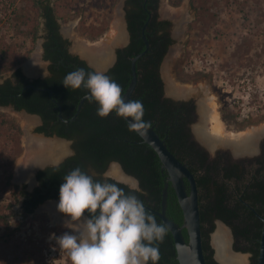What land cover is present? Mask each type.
Instances as JSON below:
<instances>
[{
	"label": "trees",
	"instance_id": "trees-1",
	"mask_svg": "<svg viewBox=\"0 0 264 264\" xmlns=\"http://www.w3.org/2000/svg\"><path fill=\"white\" fill-rule=\"evenodd\" d=\"M160 0H127L125 11L128 30L131 33V43L124 49L118 50V58L106 75L122 86L123 95L126 93L132 80V58L146 49L143 39V27L148 22L144 34L149 41L148 51L137 61V87L130 100H140L145 109L144 120L151 123V127L158 133L169 150L182 162L187 156H192L196 162L188 166L195 175L199 195L201 214V230L203 250L207 264H219L214 258V250L210 243V235L216 228V221L224 222L232 231L236 243L235 250L250 254V264H257L264 218V181L256 179L250 186L242 184L236 187L237 194L224 183L217 180L211 194L203 203V190L209 188L211 178L203 175V152L189 145L190 134L185 131L188 116H185L183 105L163 98V82L160 76V65L168 47L174 43L170 37L169 21H157L158 4ZM183 0H169L172 6L178 7ZM32 8L37 11V23L33 25L30 35L36 42L41 35V19H45L46 42L44 44L46 60L51 61V77L30 83L22 74L20 68L13 70L11 77L0 82V107L13 106L17 111L25 110L29 114L39 115L43 125L37 132L48 136L57 135L73 141L74 155L66 158L58 166H49L37 173L39 186L32 191H27L11 183L13 174L9 172L6 177L8 187H13V196L22 197V208L26 214H33L35 210L47 200L60 199V186L63 177L76 167L91 175L100 182L117 183L113 178L104 177V172L112 162H118L129 175L139 182V192L135 194L146 206L161 211L163 191L167 187L166 215L171 220L182 226L184 214L168 171L155 152L135 132L129 131L125 119L117 117L115 113L107 118L97 115L99 105L88 99L85 101L79 115L71 120L77 112L80 100L86 96L84 88L73 90L63 85L65 76L78 68L94 71L78 56L68 52L67 40L58 32L56 19L59 18L51 0H33ZM23 18V16H19ZM23 25L28 20L22 19ZM7 51V50H6ZM0 51V78L13 65L20 64L30 58V51L21 58H15L9 64L7 52ZM13 78L16 80L13 81ZM62 114V118L59 114ZM187 113V112H186ZM2 115V114H0ZM3 121H6L3 120ZM18 132L21 128L14 121H8ZM235 169L226 173L227 178L233 174L242 178L244 169L234 166ZM209 173V172H208ZM187 190L189 183L185 180ZM119 186L129 191L126 184ZM243 189L245 192L243 193ZM254 189V190H253ZM148 211V210H147ZM157 223L163 221L154 213ZM6 216L0 215L7 225ZM55 232H64L61 228ZM186 242L189 236L183 229ZM3 237L0 236V242ZM161 259L159 264H179L174 238L170 232L164 242L159 244ZM151 264V262H149Z\"/></svg>",
	"mask_w": 264,
	"mask_h": 264
},
{
	"label": "rangeland",
	"instance_id": "rangeland-1",
	"mask_svg": "<svg viewBox=\"0 0 264 264\" xmlns=\"http://www.w3.org/2000/svg\"><path fill=\"white\" fill-rule=\"evenodd\" d=\"M32 2L33 0H0V51L7 50L9 64L29 51L30 58H33L39 49V42L42 41L39 38L33 42L30 35L38 17L37 11L32 8ZM161 2L159 13L164 19H169L164 17L168 9L182 7L185 13L177 22V26L181 23L180 27L182 26L184 31L174 34L177 44L173 46L163 63L162 74L166 82V96L170 97L169 87L173 83L171 79H174L171 64L174 59L181 57L184 74L198 76L194 81L197 86L203 83V71L208 67L212 71L215 84L221 85V89L224 88V93L228 95L224 104L230 111L225 114L230 126L226 128L227 131L242 133L252 129H262L264 127V0H183L181 7L172 6L169 0ZM51 3L57 11L63 29L70 30L65 34L71 39L72 53L80 54L79 43L99 44L106 41L117 19L123 24L126 38L123 0H51ZM179 15L178 13L175 17ZM22 19L28 20L27 24L23 25ZM170 19L174 20L171 17ZM184 20L188 22L182 23ZM121 44L115 45L114 48H118ZM28 60L13 65L12 69L3 74L0 82L11 77L16 68L25 66L28 69L27 64L25 65ZM0 61L2 62L1 54ZM40 63L46 71L47 64L41 59ZM185 85L187 84L174 86L185 89L187 88ZM211 95L209 98L207 96V99L195 95L199 119L192 126L194 140L207 148L210 155L215 158L221 151L227 152L229 147H209L196 130L203 122L202 104L210 98H213L216 111L222 120L214 97L216 93ZM0 114H2L0 115V215L6 216L12 212L7 218V225L0 218V236L3 237L0 242V264H71L67 252L62 251L56 240L52 238L53 234L58 237L65 232H72L65 226L64 221L68 218L63 213L60 212L58 221H55L49 211L51 203L59 204V202H46L33 214H26L22 209V197L18 195L15 199L13 187H8L6 182L7 174L12 172L13 185L21 188L22 185L27 184L28 190L35 185L33 175L30 177L31 182H28L29 179L22 182L17 179V173L20 174V167L26 165L25 140L29 136L36 135L35 130H32L38 120L12 107H0ZM25 118L31 120L28 126L24 124ZM5 119L6 121H3ZM8 121L18 124L21 132L19 133ZM223 123L225 124L224 121ZM230 151L236 158H253L256 154L243 153L241 156H236L232 149ZM112 166L113 164L107 169L108 175ZM219 227L216 223V228L210 235L211 245ZM57 228H61L64 232H55ZM224 228L230 238L231 253L243 254L240 256L246 260L245 264H249L250 254L236 251L234 248L236 240L231 229L225 226ZM212 248L215 250V247Z\"/></svg>",
	"mask_w": 264,
	"mask_h": 264
},
{
	"label": "clouds",
	"instance_id": "clouds-1",
	"mask_svg": "<svg viewBox=\"0 0 264 264\" xmlns=\"http://www.w3.org/2000/svg\"><path fill=\"white\" fill-rule=\"evenodd\" d=\"M66 88L87 90V99L96 102L97 115L107 118L115 113L128 121L129 131L147 137L151 123L144 120L145 109L140 100L123 95L122 86L101 71L78 68L69 72ZM107 176L108 173L106 172ZM58 210L70 219L65 226L72 232L55 236L71 264H159V244L168 234V226L157 223L142 200L138 183L126 185L100 182L80 167L63 177Z\"/></svg>",
	"mask_w": 264,
	"mask_h": 264
},
{
	"label": "water",
	"instance_id": "water-1",
	"mask_svg": "<svg viewBox=\"0 0 264 264\" xmlns=\"http://www.w3.org/2000/svg\"><path fill=\"white\" fill-rule=\"evenodd\" d=\"M125 1L126 0H123V3H125ZM166 20L171 21L175 28L177 27V22H175L174 20H171L170 18L169 19L166 18ZM182 23L186 24L187 20L182 21ZM146 25L144 26V30H145ZM62 33H63V31H62ZM63 34L65 37H68L65 33H63ZM143 39H144L145 44H146V49L143 52L139 53L138 55H136L135 57L132 58V63H131L132 80H131L129 88L127 89L126 93L124 94V96L126 97V100L131 98L133 92L135 91V89L137 87L138 77H137L136 63L148 51V48H149V41L147 40L145 34L143 35ZM125 46H126V43H122L121 46L118 47V49L123 48ZM38 47H39V49L36 52V54L42 60V53H43L42 52L43 51L42 41L39 42ZM172 48L170 49L169 53L171 52ZM116 49L113 47V49H112V55H113L112 60L108 65H106L102 69L96 68L88 59L83 57L81 54H75L72 52L71 53L74 55H77L81 60L85 61L87 63V65L90 68H92L94 71H101V72L107 73L108 70L116 62V53H115ZM168 56L169 55L166 56V58L164 59V62L168 58ZM32 59L33 58L31 57L25 63V65L28 64V62L31 61ZM43 62L47 64V62H45V61H43ZM20 68H21L23 74L30 80H34V79H37L39 77L43 78L46 74H48L47 71L44 70V72L42 74H39L37 76H30L26 72L25 66H21ZM162 68H163V65H162ZM87 95L84 96L80 100L77 112L75 113L74 117L69 121L75 120L76 117L79 115L85 101L87 100V98H86ZM168 95L174 99L178 98L175 95L170 94V92ZM23 112L26 113V111H23ZM27 114L38 120V123L33 127L32 131H34L37 126L41 125V117L39 115H36V114H29V113H27ZM59 117L62 118L61 113L59 114ZM126 122L128 123V121H126ZM35 134L37 136L42 137V138H54L57 140L64 141L65 143L68 144V153L66 155H64L59 160L46 162V163H43V164L36 166L35 169L32 171V175H33L34 180H36V174L40 170H43L49 166H58L66 158L74 155V153H75L74 150L72 148H70V145L72 144V142L70 140L61 138V137L56 136V135L47 136L43 133H38V132L37 133L35 132ZM263 137H264V133H262L259 136L258 142ZM142 139L144 140V142L146 144H148L149 146H151L155 150V152L158 154V156H159V158L163 164V167L168 171L169 180L172 183L173 188L175 189V192H176V195L178 198V202H179L181 209L183 211V214H184V223L182 226H179L174 221H171L166 215L167 196H168L167 187L163 191L161 211L155 210V209L145 205L146 209L148 211H150L151 213H154L156 216H158L163 221V223L168 226V229L170 230V232L174 238L175 247H176V251H177V260L179 261V264H207L206 259H205L204 250H203V239H202V230H201L202 224H201V214H200V207H199V191H198L197 181H196L195 175L191 172V170L187 167L186 164H184L182 161H180L175 156V154L169 150V148L167 147L165 142L161 139V137L154 130V128L150 127L148 129V132H147V137L142 138ZM235 155L241 156L242 154L235 153ZM112 164L117 165L120 168L121 172L126 177H128L134 181V184H130V183L118 180L111 175H107V176L105 175L106 177H111V178L115 179L116 181L124 183L126 185H135L138 183V186H139L138 180L135 177H133L132 175H129L128 173H126L120 163L112 162L110 165H112ZM13 180H15V177ZM185 180H187L189 183V187H190L189 191L187 190ZM53 201L59 202V200H47L43 204H45L46 202H53ZM43 204H41V205H43ZM262 220H263V229H262V236H261V241H260V248H259V255H258L257 264H264V218H262ZM216 223L218 224V226H222V227L225 226L228 228V226L220 220H217ZM183 229L187 230V233L189 236V242L188 243L186 242L185 237L183 235ZM212 246L215 247L214 242L212 243ZM214 252H215L214 253L215 260L219 264H222L218 258L216 248H215ZM239 255H243V254H239Z\"/></svg>",
	"mask_w": 264,
	"mask_h": 264
},
{
	"label": "bare ground",
	"instance_id": "bare-ground-1",
	"mask_svg": "<svg viewBox=\"0 0 264 264\" xmlns=\"http://www.w3.org/2000/svg\"><path fill=\"white\" fill-rule=\"evenodd\" d=\"M178 13L180 15L175 17ZM184 14L183 8L181 7L174 10L168 9L165 16L174 18V21L178 22L182 17H184ZM122 25L123 24L120 22V19H117L113 24V29L111 31L112 33L107 36L106 41L99 44H89L87 42L79 43L78 51L96 68H104L112 60L113 47L123 43L122 41L125 36L124 27ZM177 27H180V24ZM27 66L29 68H26V72L30 76H37L44 72V66L41 65L37 54L33 56V59L29 61ZM169 90L170 94L180 97L187 96L190 93L189 88L181 89L175 87L173 83L169 87ZM201 112L203 115V122L197 127V132L201 139L207 142V144L211 147H215L216 145H227L233 147L234 150L238 152H248L251 151L254 144L258 142L259 136L264 133V127L262 129H252L242 133L227 131L226 126L216 111V104L213 98L208 99L205 103L203 102ZM24 120L25 126H28V123L31 122V120L26 118ZM208 124L211 125L210 128L208 127ZM25 144L27 162L24 167L19 164V166H21V171L20 174L17 173V179L22 180V182L28 179V182H31L30 177L36 166L46 162L59 160L68 153L67 143L54 138H42L36 135L29 136L25 140ZM109 174L118 180L134 184V181L126 177L117 165H113L110 168ZM49 211L52 213V217L55 219V221H58L60 216L58 204L51 203ZM213 242L217 250L218 258L222 264H245L246 260L244 257L231 253L229 247L230 238L228 236L227 230L224 227H219L217 233L214 236Z\"/></svg>",
	"mask_w": 264,
	"mask_h": 264
},
{
	"label": "flooded vegetation",
	"instance_id": "flooded-vegetation-1",
	"mask_svg": "<svg viewBox=\"0 0 264 264\" xmlns=\"http://www.w3.org/2000/svg\"><path fill=\"white\" fill-rule=\"evenodd\" d=\"M161 1H163V0H160L159 4H158L157 21H160V22L161 21H168V20H166V19H164L162 17V14L159 13L160 3H162ZM126 2H127V0L125 1L124 6H123V11H124V15L123 16H124V20H125L126 38L124 37V39L122 41L123 43H126V46L123 47V48H120V49H118V48L116 49V52H115L116 53V61H117V58H118V50H122V49L126 48L131 43V33L128 30V24H127V19H126V11H125ZM163 16H164V14H163ZM164 17H166V16H164ZM56 21H57V24H58V32L62 36V38L64 40L68 41L69 45L67 46V50H68L69 53H71V50H70L71 46H72L71 39L68 38L69 36L65 37L64 34H63L65 32H70V30L67 29V31H65L66 29L65 30L63 29V24H62L60 18H57ZM45 22H46L45 19H41L40 28H42V29H41V34H40L41 37L40 38L42 40V49H43V51H42L43 52L42 53V61L47 62L46 71H47L48 74H46L43 78L39 77L37 79L30 80L22 72V74L26 77V79L30 83H33V82H35L37 80H45L46 78L51 77L50 66H51L52 62L49 61V60H46L44 58L45 53H46L45 52L46 48L44 46V44L46 42V37H44L46 35V32L43 31L46 28ZM169 22L171 23L170 28H169L170 37L174 41V43L171 44L168 47L167 52H166V54H165V56H164V58L162 60L161 65H160V70L159 71H160V76H161V79H162V82H163V92H164L163 98L171 99L172 101L178 103L179 105H183L184 106V109L186 110L185 111V116H188L187 123L185 124V131L190 134V138H189L188 144L189 145H194L197 150L203 152V175H207L208 174L209 177L211 178V182L209 184V188H207V189L204 188V190H203V203L209 197V195L211 194V190H212V188H214V182L216 180L218 182H220V183H224L227 187H231L232 191H235L236 193H237V190H236L237 185L240 186V187L242 186V184H245L246 186H250L252 183L255 182V178L259 179V180L262 179L264 181V138L259 142L258 148H257V143L258 142H256L254 144V146H253V149L251 151H248V152H238V151L234 150L233 147L227 146V145H216L215 147H211L210 145L207 144V142H205L203 140V142L206 143L211 148H217V146L218 147L219 146L229 147L227 152H222L221 151L217 155V157H215V158H213L210 155V152H208L207 148L202 147L199 143H197L194 140L193 126L192 125L199 119V114H198V111H197V105L195 104V99H196L197 96H204L205 99H207V96L210 97V96H212L211 94L216 93V95L214 97H215V101L217 103V110L220 113L222 120L225 122L226 125L225 124L224 125L226 126V128L228 129L230 127L229 123L227 122V117H225L226 116L225 114L226 113H230V111L227 109V106H225V104H224L225 100L228 98V95H226L224 93V88L221 89V85L217 86V84H215L214 79H213V74H211L212 71L210 70V68H208V67L205 68V71H203V78H202L203 79V83H200L197 86V83L195 84L194 81L197 79L198 76H196V75L186 76L184 74V70H183L184 68L181 65V57L177 58V59H174L172 64H171V66L173 67L171 69V72H172V76L174 77V79L172 78L171 82H173V84L175 86H178L179 84H187L185 86H187V88L190 89V93L187 96H181V97L175 95L176 97H178L177 99H174L172 97L166 96V87H165L166 86V82H165L164 76L162 74V65H163L164 59L169 54L170 49L177 44L175 42L174 34L179 33V32L181 33V31L182 32L184 31L182 29V26L178 27V29H179L178 30L177 27L174 28V25H173V23L171 21H169ZM146 24H148V22ZM143 30H144V27H143L142 31ZM62 31H63V33H62ZM144 31H143V35H144ZM13 81L15 82L16 80L13 78ZM191 82H194V83H192L193 85L190 84ZM188 83H189V85H188ZM178 87H180V86H178ZM172 95H174V94H172ZM195 95H197V96H195ZM7 107H12L14 110H16L11 105H9ZM21 111H25V110H20L19 112H21ZM42 125H43V120L41 118V125L36 127V129H35L36 133H37V129L39 127H41ZM208 127L210 128L209 124H208ZM196 130H197V128H196ZM35 131H34V133H35ZM38 133H41V132H38ZM43 134H45V133H43ZM51 136H53V135H51ZM71 142H72V144L70 145V148L73 149V141H71ZM231 149L233 150V152L239 153V154L254 153V152L256 154H255V156L253 158H236L233 155V153H231V151H230ZM74 152H75V150H74ZM183 158L185 159V162H183V163L186 164L187 167L188 166L192 167L193 164L196 162V159L193 160L192 156H187V158H185V157H183ZM234 166H239L240 168L244 169V173H243V176H242L241 179H239L238 176L235 175V174H233V176L231 178H227L226 177V173H228V171H229V170H226V169L232 168V170H233V169L236 168ZM105 172L103 174L104 177H106L105 176ZM109 178H111V177H109ZM22 186H25L27 191H32L34 188L39 186V180L37 178V174H36L35 185L33 186V188L31 190L27 189V184H24ZM244 192H245V190L243 189V193ZM237 194H239V193H237ZM199 195H200V193H199ZM67 218H69V217H67ZM70 230L72 231V229H70ZM249 262L251 263V261H249Z\"/></svg>",
	"mask_w": 264,
	"mask_h": 264
}]
</instances>
